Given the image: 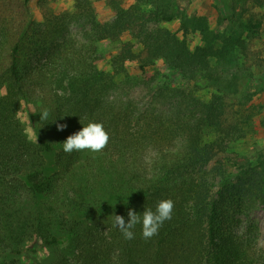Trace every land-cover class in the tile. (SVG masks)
Instances as JSON below:
<instances>
[{
	"label": "trees",
	"instance_id": "trees-1",
	"mask_svg": "<svg viewBox=\"0 0 264 264\" xmlns=\"http://www.w3.org/2000/svg\"><path fill=\"white\" fill-rule=\"evenodd\" d=\"M97 1L0 0V263L264 264V151L238 149L264 124V13L226 0L214 28L182 0H103L108 19ZM89 121L104 148L63 152ZM163 199L151 238L113 226Z\"/></svg>",
	"mask_w": 264,
	"mask_h": 264
},
{
	"label": "rangeland",
	"instance_id": "rangeland-1",
	"mask_svg": "<svg viewBox=\"0 0 264 264\" xmlns=\"http://www.w3.org/2000/svg\"><path fill=\"white\" fill-rule=\"evenodd\" d=\"M64 6L68 7L71 6V0H60ZM226 0H182V8L187 7L188 12L192 15H204L206 16L208 22L210 25L214 28L220 26L219 21V12H220V6H222L223 2ZM243 0L242 2H244ZM253 1V0H252ZM247 2V1H246ZM256 6L255 9L259 10L260 12L264 13V0H255ZM249 3V2H248ZM35 14L37 17H41V13L39 11V8L37 7L36 3L33 2ZM97 8L99 12V17L101 19H108L111 17V9L106 5V3L103 0L97 1ZM170 26L174 29H176L179 26V22L176 21ZM77 29V28H76ZM78 30V29H77ZM262 42L260 45L264 46V26L262 30ZM200 35L196 33H192V41L195 44L196 42H199ZM114 46L107 47V53L111 50L109 48H113ZM132 72H135L137 70H133L131 68ZM252 90H255V88H252ZM255 99H257V102L261 103L264 108V91L257 94L255 96ZM21 117L25 124L28 127V130L30 134L35 137V132L31 126L30 122V110L34 111V108L31 107L29 109L25 105L21 108ZM264 110V109H263ZM259 125V124H258ZM238 149L243 152H247L251 155H258V153L264 151V124H260L259 127H257V132L254 134V136L248 137L247 139L243 140L241 143L238 144ZM254 219L255 222L258 225V237L260 244L264 247V210L262 206L256 205L253 207L249 218L248 219ZM244 221H247V218L243 216ZM70 241V238H65L63 240V246L68 244ZM49 254V250L47 248L42 249L38 252H32V251H26L21 255L20 263L21 262H30L36 257H46ZM1 264V263H0Z\"/></svg>",
	"mask_w": 264,
	"mask_h": 264
},
{
	"label": "clouds",
	"instance_id": "clouds-1",
	"mask_svg": "<svg viewBox=\"0 0 264 264\" xmlns=\"http://www.w3.org/2000/svg\"><path fill=\"white\" fill-rule=\"evenodd\" d=\"M40 119L54 122L56 120H49V111L44 109L41 111ZM67 125L57 123V130H62ZM108 142V133L100 122L89 121L84 124L78 131L67 136L62 142V151L71 153L73 151L89 150L90 152H98L104 148ZM127 220L122 215H112V224L117 228L124 239H132L134 236V229L137 224L140 225L141 235L145 239H149L157 234L160 227L165 221L172 218L173 202L170 199H163L156 203L153 208H144L140 214L133 211L131 208L127 210Z\"/></svg>",
	"mask_w": 264,
	"mask_h": 264
}]
</instances>
